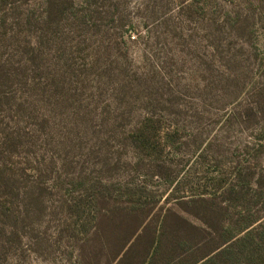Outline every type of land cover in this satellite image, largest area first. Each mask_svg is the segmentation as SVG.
<instances>
[{
  "label": "rangeland",
  "instance_id": "374dc122",
  "mask_svg": "<svg viewBox=\"0 0 264 264\" xmlns=\"http://www.w3.org/2000/svg\"><path fill=\"white\" fill-rule=\"evenodd\" d=\"M133 203L264 220V0H0V264H113Z\"/></svg>",
  "mask_w": 264,
  "mask_h": 264
},
{
  "label": "trees",
  "instance_id": "16d2710c",
  "mask_svg": "<svg viewBox=\"0 0 264 264\" xmlns=\"http://www.w3.org/2000/svg\"><path fill=\"white\" fill-rule=\"evenodd\" d=\"M201 194L205 193L198 195ZM190 202L195 205L202 202L205 204L203 209L212 205L211 199L204 196L199 200L190 198ZM131 205H107L94 221L92 235L113 253L110 261L114 262L122 255L116 264H219L220 258L234 248L254 242L256 236L257 239L259 236L264 238L263 218L255 221L247 219L241 223L228 222L227 226H222L221 219L206 218L203 213L202 216L195 215L204 225L197 227L191 221L175 215L172 210H165L155 217L151 210L141 207L139 203ZM173 218L175 221H172ZM179 229L185 230L187 235L178 236ZM197 235L199 238H195ZM215 236L220 239L219 242L215 243ZM207 246V252H215L204 260H198L197 257L202 255L201 250ZM237 259H233L234 264H237ZM242 259L244 264H264L260 263L261 256H256L255 249L249 250Z\"/></svg>",
  "mask_w": 264,
  "mask_h": 264
},
{
  "label": "crops",
  "instance_id": "0c3cea01",
  "mask_svg": "<svg viewBox=\"0 0 264 264\" xmlns=\"http://www.w3.org/2000/svg\"><path fill=\"white\" fill-rule=\"evenodd\" d=\"M127 248H128V247H126L125 250H126ZM214 252H215V250H213L212 253H214ZM191 253H192V252H191ZM197 253H198V252H197ZM212 253H209V252H207V253H203L201 256L197 257V259H198V260H204V259L208 258V257L210 256V254H212ZM122 254H123V253H122ZM121 257H122V255H120V256L118 257V259L121 258ZM118 259H117L116 261H114L113 264H116L117 261H118ZM135 264H138V263H135ZM141 264H145V263H141Z\"/></svg>",
  "mask_w": 264,
  "mask_h": 264
}]
</instances>
